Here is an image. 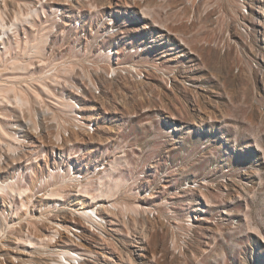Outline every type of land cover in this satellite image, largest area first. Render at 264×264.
Masks as SVG:
<instances>
[{"label": "rangeland", "instance_id": "rangeland-1", "mask_svg": "<svg viewBox=\"0 0 264 264\" xmlns=\"http://www.w3.org/2000/svg\"><path fill=\"white\" fill-rule=\"evenodd\" d=\"M0 7L15 22L0 30V127L25 121L0 143V179L31 189L0 213V264L58 258L37 240L54 178L68 206L80 184L106 197L99 224L57 218L96 250L89 264H264V0ZM8 144L26 156L4 159Z\"/></svg>", "mask_w": 264, "mask_h": 264}, {"label": "bare ground", "instance_id": "bare-ground-1", "mask_svg": "<svg viewBox=\"0 0 264 264\" xmlns=\"http://www.w3.org/2000/svg\"><path fill=\"white\" fill-rule=\"evenodd\" d=\"M13 24H15V22H11L10 25L5 24L3 14H2V9L0 7V30L3 31V34L7 33L8 28ZM37 47H38L37 45L34 47V49H36L34 50L35 51L34 53L40 54L41 50H38ZM17 77H18L17 79H19V76ZM11 81L13 80L11 79ZM44 84L42 85L41 89L48 92L47 90L48 88ZM9 90H12V89L10 88ZM9 90H6L5 95L8 94V92H10ZM22 95L23 94L19 92V94L14 96V99L18 103L19 106H21V103L24 99ZM57 100L58 101L55 104L59 108L67 109L69 105L67 104L66 101L59 100V99ZM35 125L36 124L33 122L32 126L35 127ZM12 127L15 129L13 132L6 131L5 129L0 127V143H3L6 138H9L11 136V133L13 135H16V132H21L23 128L25 127V121L21 122L20 120V122H16V126L13 125ZM16 140L18 142H21L20 137L16 138ZM17 149H19L18 146L13 147L8 144V152L4 155V159H7L10 155L11 156L14 155L12 157L14 159H19V160L26 156V153L23 150H20L16 153L15 151ZM13 153H16V154H13ZM29 162L30 161L28 160L27 163ZM1 168L2 166L0 165V169ZM57 181L58 180L54 178L51 182H49L48 183V185L50 186V188H48L49 190H46L43 193L44 200L47 201L49 204H51V207H49L47 210L39 214L40 218H45L48 220L52 235L49 236L47 239L38 238L37 240L40 242L46 241L45 247L48 250H50L51 253L58 254L57 255L58 258L55 261H53L54 264H89V260L90 261L92 260L91 253L96 252V250H94L92 246H90V244L83 243L82 241H79V240H78V243L76 244L73 238L69 237L68 233L65 232V229L68 232H70V230L67 229L70 226L61 224L57 218H58L59 212L64 210V211H68L70 214H76L84 219L86 218V221L89 222L91 225L99 224L98 218H100V216L98 213H102L106 216L110 215V212L107 210L108 209L107 204L101 201V200H104L106 197L101 195L103 194L102 192L100 193L90 192L88 191V188L85 184H80V185H77L79 187L78 188L79 192L76 193L77 196H80L78 199V202H76L75 204H72L71 206H68L67 205L68 203H66L67 199L65 198V194L62 191V186H60L57 183ZM68 182L73 183L72 180H69ZM101 183L105 184L103 181H101ZM30 192H31V189L29 187L18 188L16 185V181L14 180H1L0 179V198L2 200V202L0 200V213L5 211L7 207H9L10 209L11 207L15 208L16 205H15L14 199L17 197L20 199L21 203L19 207L16 206V209H19V208L26 209V201L24 200V198H28V194ZM1 206H3V209L1 208ZM13 216L15 215L10 214L8 217L3 215V218L5 222L8 224V227L14 226L13 224H9V222L7 221L8 218L10 219ZM63 218L64 220H67L66 217H63ZM82 227H83L84 235L85 233L91 232L89 227L83 226V225ZM71 234L72 232H70V235ZM55 237H57V239ZM53 238H55L54 241H52ZM28 246L33 247L34 242L30 241V245ZM81 249L83 250L81 251ZM48 259L54 260L55 258L50 257ZM127 261L131 263V258H129V256L126 259V262Z\"/></svg>", "mask_w": 264, "mask_h": 264}]
</instances>
